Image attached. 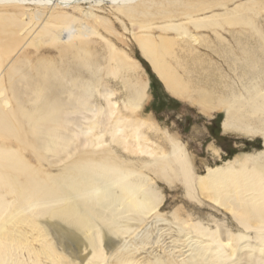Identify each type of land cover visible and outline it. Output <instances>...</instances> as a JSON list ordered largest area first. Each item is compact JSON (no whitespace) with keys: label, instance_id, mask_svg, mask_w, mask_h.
<instances>
[{"label":"bare ground","instance_id":"obj_1","mask_svg":"<svg viewBox=\"0 0 264 264\" xmlns=\"http://www.w3.org/2000/svg\"><path fill=\"white\" fill-rule=\"evenodd\" d=\"M108 1L131 22L143 59L172 96L189 99L208 117L224 111V133L261 137L264 148V32L257 23L264 0L232 11L227 5L233 0ZM103 2L0 0V264H138L126 239L150 217L160 220L164 208L150 173L170 188L181 184L190 201L201 204L204 198L224 208L242 231L233 234L218 223L211 229L178 209L171 224L176 242L193 239L190 257L178 263L174 256H159L151 264H264V149L208 167L202 176L174 136L166 133V151L151 148L139 124L101 92L107 91L105 72L117 76L135 69L111 41L104 66L93 39H104L101 29L116 35L114 27L81 8ZM217 8L226 10L199 16ZM181 17L187 22L174 23ZM236 27L241 30L228 32ZM194 46L223 54L241 87L225 82L218 95L207 86L194 88L188 64L206 63L191 56ZM207 63L213 67L212 59ZM209 77L222 82L226 76ZM146 90L147 83L135 85L131 115L141 109ZM119 149L147 159L135 164ZM58 165V172L50 171ZM150 232L138 239L140 246L150 245Z\"/></svg>","mask_w":264,"mask_h":264},{"label":"rangeland","instance_id":"obj_2","mask_svg":"<svg viewBox=\"0 0 264 264\" xmlns=\"http://www.w3.org/2000/svg\"><path fill=\"white\" fill-rule=\"evenodd\" d=\"M155 1L158 2L159 0ZM252 1L262 0H233L228 3L227 9L232 11L237 6L246 5ZM30 8L33 9V7ZM81 8L84 11L92 12L97 17L104 18L114 27L116 35H110L108 32L101 29L100 33L104 39L97 37L93 39L96 42L95 46L98 47L105 58L104 66H109L110 49L107 41H111L118 52L127 53L131 61L135 63V69L130 74L120 72L117 76H114L106 75L105 72L103 81L107 91H105V93L104 91L101 92L103 95L109 97L112 103L116 104L115 108L120 114L139 124L140 135L147 139L151 148L159 147L166 151L168 148L166 133L174 136L187 147L190 155L193 157V163L197 174L202 176L206 174V169L208 167L221 166L224 162L238 155L259 152L264 149L263 139L261 137L251 140L238 134L224 133L222 130V122L225 118L224 111H218L212 117H208L189 99H181L172 96L171 93L167 91L162 81L153 72L151 65L143 59L134 40L135 38L133 37L137 31L133 29L131 22L121 15L116 7L112 6L108 0H104L100 5L84 4L81 5ZM180 8L181 7H178V12ZM225 10L226 8H217L199 16L209 17L213 14H222ZM56 11H60V9L57 8ZM66 12L76 15L79 14L78 10L75 11L73 8H68ZM186 22L187 20L185 17H181L174 21V23ZM156 23V27L161 25V21H159V24L158 21ZM257 23L264 32V12L257 18ZM227 30L222 32L223 35L230 40L234 49H237L236 42L233 41L230 34L227 33ZM240 30L239 27H236L230 28L228 32L232 31L237 33ZM157 31H155V35H160V31ZM193 34L200 37L201 35L213 37L212 33L206 31L200 33L193 30ZM97 42H100V44H97ZM175 53L181 56L184 52L181 53L180 46H176ZM222 55L223 54L219 55L218 53H214L203 46H194L191 56L206 59V63H203V65L188 64L191 72V78L189 79L193 83L194 88L199 86H204L206 88L207 86L210 87L207 89L216 91L218 95L219 92H225L224 86L226 83H230L233 86L235 85V89L241 87L238 72H236L234 67L230 68L227 66L224 62L225 60L221 57ZM211 59L213 60V67L207 63V60ZM111 67H115V65L112 63ZM212 73L216 75H225L226 77L222 82L221 80L213 81V78L209 77ZM138 83H147V97L141 109L131 115L130 99L135 92V85ZM192 96H196V92L193 91ZM99 99L102 106L106 107L105 98ZM215 148L218 150L219 156L214 154L212 149ZM118 151V154L124 159L138 165L147 159L144 155H129L121 149ZM59 167L60 165L54 166L50 171L56 173L60 169ZM149 176L153 179L155 187L164 196V208L160 212L162 216L160 220L150 217L147 224L142 229L126 239L127 248L136 256L138 264H151L154 259L159 256H174L178 263L188 261L191 254V250L188 246H192L194 241L189 237L188 239H182V242H176L178 238L176 233L177 227L171 224L172 214L178 209H182L183 213H187L196 219L202 220L204 226L211 229H215L216 223H218L219 225H224L232 231L233 234L242 232L233 221L232 214L224 210V208L204 198H202L201 204L190 201L186 198L184 188L181 184H177L176 187L170 188L165 182L157 179L153 173H150ZM185 215L186 214H183V217H185ZM145 231H151L150 235H153L151 238L154 243L151 242L150 245L140 246L138 239ZM246 234L253 236L251 232ZM180 251H182V253H180Z\"/></svg>","mask_w":264,"mask_h":264}]
</instances>
